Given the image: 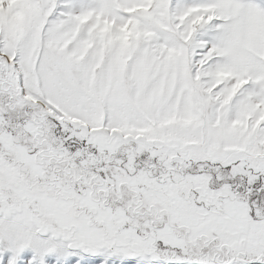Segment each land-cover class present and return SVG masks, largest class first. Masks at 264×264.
<instances>
[{"label":"rangeland","instance_id":"374dc122","mask_svg":"<svg viewBox=\"0 0 264 264\" xmlns=\"http://www.w3.org/2000/svg\"><path fill=\"white\" fill-rule=\"evenodd\" d=\"M0 264H264V0H0Z\"/></svg>","mask_w":264,"mask_h":264}]
</instances>
